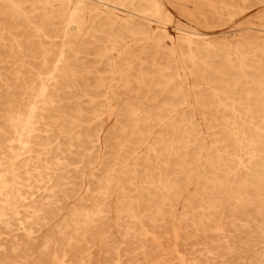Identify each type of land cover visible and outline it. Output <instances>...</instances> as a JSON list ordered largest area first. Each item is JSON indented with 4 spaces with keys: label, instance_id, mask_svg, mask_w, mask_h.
<instances>
[{
    "label": "rangeland",
    "instance_id": "obj_1",
    "mask_svg": "<svg viewBox=\"0 0 264 264\" xmlns=\"http://www.w3.org/2000/svg\"><path fill=\"white\" fill-rule=\"evenodd\" d=\"M263 133L264 0H0V264H264Z\"/></svg>",
    "mask_w": 264,
    "mask_h": 264
},
{
    "label": "bare ground",
    "instance_id": "obj_2",
    "mask_svg": "<svg viewBox=\"0 0 264 264\" xmlns=\"http://www.w3.org/2000/svg\"><path fill=\"white\" fill-rule=\"evenodd\" d=\"M68 4H71V1L68 2ZM83 5V4H82ZM70 7V6H69ZM75 7V6H74ZM71 19H72V15L67 16L66 20V26L68 27L69 24L71 23ZM190 49V48H189ZM62 59V58H60ZM45 62V61H44ZM58 65V64H57ZM55 67V66H54ZM57 67V66H56ZM56 70V69H55ZM52 78V77H51ZM50 80V79H49ZM41 81V80H40ZM42 82V81H41ZM42 84V83H41ZM31 92V91H29ZM32 94V92H31ZM38 95V94H37ZM39 97L43 100V102L45 101V99L47 98L46 95V86H44L43 84L40 85V90H39ZM38 99V98H37ZM37 101V100H36ZM34 102V101H33ZM45 103V102H44ZM34 104V103H33ZM27 111V110H26ZM36 106H33L30 110H29V115L26 119L24 118H19L16 121H14V127L16 130H18V145L23 149L26 150L27 149V145L29 144L30 141V137L32 134V128L34 127L33 125L35 124L34 118L36 115ZM20 117V116H19ZM11 122V121H10ZM262 122V121H261ZM10 124V123H9ZM12 125V126H13ZM260 127V126H259ZM35 128V127H34ZM261 129V127H260ZM16 133V132H15ZM17 134V133H16ZM256 134V133H255ZM264 134V133H263ZM234 137V136H233ZM16 139V137H15ZM234 139V138H233ZM236 144V143H235ZM19 148V147H18ZM12 151V150H11ZM21 152V151H20ZM15 155V154H14ZM21 156V155H20ZM19 158V156H17V159ZM17 159L15 161H17ZM262 160V159H261ZM14 161V162H15ZM13 166V165H12ZM11 169V168H10ZM13 169V168H12ZM18 169V168H17ZM15 173V171H14ZM8 174V172H7ZM6 174V175H7ZM12 174V173H11ZM5 178V177H4ZM260 182V181H259ZM6 185L7 182L4 181L3 178H1L0 176V192H3L6 189ZM14 187V186H13ZM247 189V188H246ZM7 190V189H6ZM103 193V192H102ZM7 202V201H6ZM5 202V203H6ZM9 205V204H8ZM6 206V205H5ZM5 207H3L4 210Z\"/></svg>",
    "mask_w": 264,
    "mask_h": 264
}]
</instances>
